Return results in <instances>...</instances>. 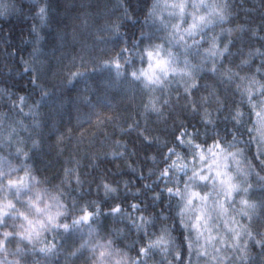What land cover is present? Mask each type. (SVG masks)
Returning <instances> with one entry per match:
<instances>
[{
	"label": "clouds",
	"instance_id": "clouds-1",
	"mask_svg": "<svg viewBox=\"0 0 264 264\" xmlns=\"http://www.w3.org/2000/svg\"><path fill=\"white\" fill-rule=\"evenodd\" d=\"M0 264H264V0H0Z\"/></svg>",
	"mask_w": 264,
	"mask_h": 264
},
{
	"label": "trees",
	"instance_id": "trees-1",
	"mask_svg": "<svg viewBox=\"0 0 264 264\" xmlns=\"http://www.w3.org/2000/svg\"><path fill=\"white\" fill-rule=\"evenodd\" d=\"M17 36H18V29L14 27L13 28V36H12L13 45H10V47L15 46L16 41H17Z\"/></svg>",
	"mask_w": 264,
	"mask_h": 264
}]
</instances>
